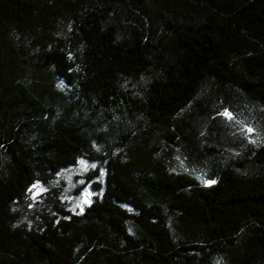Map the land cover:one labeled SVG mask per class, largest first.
I'll return each mask as SVG.
<instances>
[{
  "label": "trees",
  "instance_id": "1",
  "mask_svg": "<svg viewBox=\"0 0 264 264\" xmlns=\"http://www.w3.org/2000/svg\"><path fill=\"white\" fill-rule=\"evenodd\" d=\"M0 264H264V0H0Z\"/></svg>",
  "mask_w": 264,
  "mask_h": 264
},
{
  "label": "rangeland",
  "instance_id": "2",
  "mask_svg": "<svg viewBox=\"0 0 264 264\" xmlns=\"http://www.w3.org/2000/svg\"><path fill=\"white\" fill-rule=\"evenodd\" d=\"M217 96V93H214L213 96H210L211 102L209 104V109L212 112L211 117L216 120L217 125L221 128L224 134L229 135L234 140L239 138L241 140L245 139L246 141L253 143L260 140L262 137V131L260 123L254 118L253 107L250 106L251 104L248 102L245 103L244 101H239L237 103L238 106L231 109L228 106L217 105ZM226 110L231 113V119L222 115V113H224ZM248 128H252L254 131L249 133L247 131ZM210 143L213 142L210 141ZM184 167L182 164L180 165V169H185L186 171V166ZM191 170L192 169L189 171ZM191 175L195 176L202 184H206V181H208L206 176L200 170H192Z\"/></svg>",
  "mask_w": 264,
  "mask_h": 264
},
{
  "label": "snow or ice",
  "instance_id": "3",
  "mask_svg": "<svg viewBox=\"0 0 264 264\" xmlns=\"http://www.w3.org/2000/svg\"><path fill=\"white\" fill-rule=\"evenodd\" d=\"M222 115H224L225 117H227V118H229V119L232 118V117H231V113H229L227 110H226L224 113H222ZM247 131H248L249 133H251V132H253L254 130H253L252 128H248ZM80 163H81V164H85L84 161H80ZM93 167H95V165H93ZM215 182H216V181H214V180H208V181H206V184L211 185V184H214ZM33 187H38V186H37V185H34ZM30 191H31V189H30ZM86 194H87V193H86ZM33 198H35V196H34Z\"/></svg>",
  "mask_w": 264,
  "mask_h": 264
}]
</instances>
